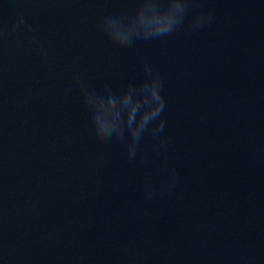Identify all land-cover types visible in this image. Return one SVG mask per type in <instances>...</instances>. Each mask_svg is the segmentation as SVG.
<instances>
[{
    "label": "water",
    "instance_id": "1",
    "mask_svg": "<svg viewBox=\"0 0 264 264\" xmlns=\"http://www.w3.org/2000/svg\"><path fill=\"white\" fill-rule=\"evenodd\" d=\"M0 264H264V0H0Z\"/></svg>",
    "mask_w": 264,
    "mask_h": 264
}]
</instances>
